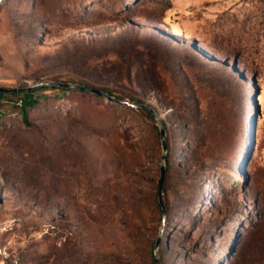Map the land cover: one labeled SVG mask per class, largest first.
<instances>
[{
  "label": "rangeland",
  "instance_id": "374dc122",
  "mask_svg": "<svg viewBox=\"0 0 264 264\" xmlns=\"http://www.w3.org/2000/svg\"><path fill=\"white\" fill-rule=\"evenodd\" d=\"M162 38L239 69L228 80L245 109L234 147L184 156L186 134L170 123L164 214L151 206L156 119L157 152L143 113L90 92L43 89L26 118L0 104V264H155L161 229L159 264H264V0H2L0 86L85 82L158 106L136 78L145 65L131 79L90 74L123 46Z\"/></svg>",
  "mask_w": 264,
  "mask_h": 264
},
{
  "label": "trees",
  "instance_id": "16d2710c",
  "mask_svg": "<svg viewBox=\"0 0 264 264\" xmlns=\"http://www.w3.org/2000/svg\"><path fill=\"white\" fill-rule=\"evenodd\" d=\"M180 48L183 50L178 55ZM144 49H148L150 53H145ZM197 50L196 47L189 48L179 44L174 47L171 40L166 38H162L159 41L151 40L147 47L143 46L142 48L140 43H134L129 46H123L119 51L114 52L115 58L112 61H107L109 64L107 63L108 67H106L107 65L105 68L103 67L105 70L99 71L100 73L90 74L91 80H96L97 77L131 79L132 68L145 65L143 75L140 77L139 72L136 78L137 80L141 78L140 83L145 92L153 93L158 99V106L149 105L153 106L159 114L164 113L162 119L166 128L169 159L172 152L170 123L180 129L182 134H186V141L183 142L184 146L182 145L181 154L184 156L191 155V158L198 156L201 159V157L207 156L213 151L220 156L225 149L234 147L241 131V120L245 109L243 103L230 97L231 88L230 84H228V80L233 82L239 75V69L235 67L229 70L228 67H225L222 70L219 67L221 64L219 56L215 52L218 63L211 67L209 62ZM202 61L206 63V69ZM201 68L203 70H200ZM77 83L99 88L111 95L115 94L112 90L106 88L85 82ZM47 88L90 92L79 88L53 85H40L26 89L8 88L9 90H0V104L7 105L12 103L26 118L28 110L36 107L41 102V90ZM90 93L104 97L95 92ZM107 100L116 104H124L110 99ZM137 103L145 102L138 100ZM123 106L143 113L150 120L152 139L155 143L153 149L156 151V148H158L159 151V137L154 132L155 116L153 113L143 107L126 104ZM191 136L193 139H191ZM188 160H184L183 163ZM168 168L166 169V176ZM152 186H148L144 192L145 199L151 196ZM151 206L156 209H162L160 200H154V204ZM139 208L141 209H138L140 215L139 217L135 216V220L139 221L137 229L144 227L146 221L144 215L148 205L140 204ZM152 255L155 256V250Z\"/></svg>",
  "mask_w": 264,
  "mask_h": 264
},
{
  "label": "water",
  "instance_id": "95a60500",
  "mask_svg": "<svg viewBox=\"0 0 264 264\" xmlns=\"http://www.w3.org/2000/svg\"><path fill=\"white\" fill-rule=\"evenodd\" d=\"M40 85H53V86H60V87H70V88H79V89H84L90 92H95L97 94H100L107 99H110L112 101L120 102V103H125V104H130L132 106L136 107H143L149 109L153 115L155 116V119L157 120L160 128V136H161V144H162V163H161V176L158 180V194H159V200L162 205V210L163 213L166 214V205L164 202L163 198V188H164V182H165V176H166V169H167V163H168V144H167V135H166V128L163 122L162 117L158 113V111L151 105L147 103H130L128 101H123L122 99H119L117 97H114L113 95L109 94L106 91H103L99 88L92 87L89 85L85 84H79V83H72V82H63V81H55V80H48V81H41L39 83H36L35 85L31 86L30 88H35ZM0 90H9L8 88H4L0 86ZM252 152V151H251ZM162 234H163V229L160 231V235L157 238V241L155 243V264H159V257L157 255V250L159 248V245L161 243L162 239Z\"/></svg>",
  "mask_w": 264,
  "mask_h": 264
}]
</instances>
